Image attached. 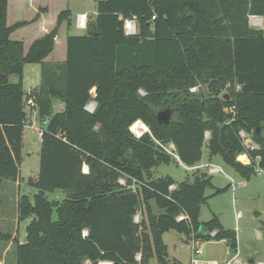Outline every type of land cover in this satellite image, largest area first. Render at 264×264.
<instances>
[{"label": "trees", "instance_id": "obj_1", "mask_svg": "<svg viewBox=\"0 0 264 264\" xmlns=\"http://www.w3.org/2000/svg\"><path fill=\"white\" fill-rule=\"evenodd\" d=\"M37 1L44 0H0V190L3 179L18 177L29 97L46 121L38 190L17 203L19 218L32 216L25 241L0 230V242L16 243V264H150L153 257L166 264L169 230L224 240L236 252L235 231L216 214L198 220L212 187L206 172L175 182L150 170L175 159L159 145L169 142L186 165L205 147L243 178L264 170V0H98L81 35L68 33L67 8L49 16ZM251 15L262 17L261 27L249 25ZM132 17L137 32L126 35L123 22ZM29 26L33 32L23 33ZM26 62L42 65L38 87L27 92ZM165 109L171 116L162 124L156 113ZM137 119L149 129L139 138L129 131ZM56 189L64 197L52 202L46 192Z\"/></svg>", "mask_w": 264, "mask_h": 264}, {"label": "rangeland", "instance_id": "obj_2", "mask_svg": "<svg viewBox=\"0 0 264 264\" xmlns=\"http://www.w3.org/2000/svg\"><path fill=\"white\" fill-rule=\"evenodd\" d=\"M98 0H44L49 8V16H54L63 9L70 11L71 25L68 33L81 35L85 29H77L75 21L77 14L86 13L93 16ZM9 11V22L13 20V14ZM88 17V19H89ZM27 18V17H20ZM18 20V19H17ZM251 27H254L250 25ZM261 27V26H260ZM255 28V27H254ZM33 32V27L29 26L23 30ZM64 27L62 33L65 34ZM19 33V32H17ZM61 33V34H62ZM59 50V46H57ZM42 65L40 63L26 62L22 67V87L27 92L38 87ZM9 81L16 82L17 75L10 74ZM226 87L221 90L225 92ZM26 113L29 107L25 106ZM45 125L39 122L38 118H33V127H24L22 133L21 161L19 165L18 177L16 180L3 179L0 190V230L11 232L16 240L20 243L25 241L26 226L32 219V216L19 218L17 203L22 195H27L32 201L34 194L37 192L35 179L39 170V148L40 138L37 131ZM30 129V130H29ZM249 139V135H246ZM251 140V139H250ZM240 156V155H239ZM244 161V157H238ZM214 165L219 171L208 174L212 187L205 190L206 202L201 205L198 213L200 222L208 221L212 214H216L224 228L232 229L237 237V251L230 252L224 240H206L203 242L204 259L215 258L220 264L225 259L235 256L239 261L230 264H257L264 263V170L256 171L249 179L243 178L240 174L228 164H226L219 154L208 158L207 150L204 147L201 158L193 165H186L178 159H172L168 163H161L150 170L152 178L161 176H170L175 182L188 179L193 180V171L189 166ZM83 171L87 170L86 165L82 167ZM206 172V167L200 168ZM200 172V171H199ZM124 181L123 178L120 179ZM219 188L221 192L214 193ZM50 201L61 200L64 193L59 190L46 192ZM154 211H157L154 208ZM53 217L56 214L53 212ZM163 243L166 245L168 258L176 257L180 264H190V237L183 233L169 230L162 235ZM15 242H0V264H16ZM252 259V262L250 261ZM150 260V264H158ZM171 263V261H170Z\"/></svg>", "mask_w": 264, "mask_h": 264}, {"label": "built area", "instance_id": "obj_3", "mask_svg": "<svg viewBox=\"0 0 264 264\" xmlns=\"http://www.w3.org/2000/svg\"><path fill=\"white\" fill-rule=\"evenodd\" d=\"M86 22H87V15L86 13H79L77 14L76 17V21L75 24L78 28L80 29H84L86 27ZM249 25H252L254 27H260L262 26V17L258 16V15H251L249 16ZM123 30L124 33L126 35H132L135 34L137 32V24H136V20L135 17L132 18H128L125 19L123 22ZM199 87V85L193 86L191 88V91H195L197 90ZM141 93H143L142 91H140ZM25 106L29 107V110H32L34 107H36L35 101L33 100V97H29L26 102H25ZM95 107V102L94 101H89L87 103V105L85 106L86 110L89 112H92L94 110ZM28 114V113H27ZM46 121H42V124L45 125ZM43 128L41 127L38 130V137L40 138L41 134H42V130ZM129 131L131 132V134L135 137V138H139L141 135H143L144 133H149V129L147 127V125L137 119L136 121H134L130 126H129ZM240 135L242 138H244V142L247 146H249L250 148H253L254 144L253 143H249L248 139H246V133H244L243 131L240 132ZM206 136H208V133H206ZM160 147L167 152L170 156L178 159V156L175 152V147L174 144L172 142H169L167 144H161L159 143ZM244 157V161H241L238 159V157L240 156ZM237 156V159L239 161H241L242 163H250L251 160L250 158H248L244 153H240ZM179 160V159H178ZM202 167H206L207 174H213L219 171V168L217 166L214 165H198V166H189V168L191 170H200V168ZM263 169H261L260 167H256V171H262ZM120 182H123L120 180ZM175 187L174 184L169 186V189H173ZM182 216H179V218H181ZM141 218V213L139 210H137L134 215H133V221L134 222H138ZM214 234V231L211 232V235ZM203 240L196 238L194 235L190 236V264H220V262L218 260L215 259H204L202 257L203 255ZM239 261L235 256H232L230 259H225L224 261H222V264H230L231 262H237ZM98 264H110V262L108 261H99ZM257 264H264L263 262H259Z\"/></svg>", "mask_w": 264, "mask_h": 264}, {"label": "crops", "instance_id": "obj_4", "mask_svg": "<svg viewBox=\"0 0 264 264\" xmlns=\"http://www.w3.org/2000/svg\"><path fill=\"white\" fill-rule=\"evenodd\" d=\"M84 13V12H83ZM75 27L77 29H79L76 24H75ZM53 107H54V110L55 111H59L62 109V103L61 102H54L53 104ZM33 118H38L37 116V107H34L32 110H29L28 114L26 115V120H25V124L23 126V129L24 127H30V129L33 127ZM41 128V127H40ZM29 129V130H30ZM24 131V130H23ZM37 135H38V131H37ZM154 258V257H153ZM190 259V258H189ZM210 259H215V258H210ZM151 260V259H150ZM154 262H156V259L154 258ZM217 260V259H215ZM171 261V263H170ZM159 264V263H158ZM166 264H180V261L176 258V257H172L171 259L168 258V261Z\"/></svg>", "mask_w": 264, "mask_h": 264}, {"label": "water", "instance_id": "obj_5", "mask_svg": "<svg viewBox=\"0 0 264 264\" xmlns=\"http://www.w3.org/2000/svg\"><path fill=\"white\" fill-rule=\"evenodd\" d=\"M171 112L167 109L160 110L156 113V119L159 123L167 124L169 122ZM252 262V259L250 260Z\"/></svg>", "mask_w": 264, "mask_h": 264}, {"label": "bare ground", "instance_id": "obj_6", "mask_svg": "<svg viewBox=\"0 0 264 264\" xmlns=\"http://www.w3.org/2000/svg\"><path fill=\"white\" fill-rule=\"evenodd\" d=\"M242 158H243V156H242Z\"/></svg>", "mask_w": 264, "mask_h": 264}]
</instances>
